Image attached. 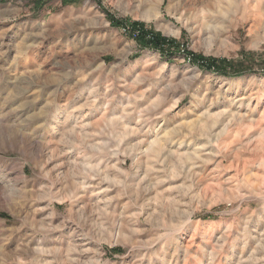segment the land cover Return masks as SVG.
<instances>
[{
	"label": "rangeland",
	"instance_id": "obj_1",
	"mask_svg": "<svg viewBox=\"0 0 264 264\" xmlns=\"http://www.w3.org/2000/svg\"><path fill=\"white\" fill-rule=\"evenodd\" d=\"M0 264H264V0H0Z\"/></svg>",
	"mask_w": 264,
	"mask_h": 264
},
{
	"label": "trees",
	"instance_id": "obj_2",
	"mask_svg": "<svg viewBox=\"0 0 264 264\" xmlns=\"http://www.w3.org/2000/svg\"><path fill=\"white\" fill-rule=\"evenodd\" d=\"M111 20L114 24L121 23V21L114 20L113 18H111ZM132 26L137 29V35H135V38L140 48H156L163 52V54L174 51L173 49L175 48L172 47L174 42L172 40H167V38L160 36L157 32L148 30L143 23H134ZM190 59L192 63H197L201 67L214 70L225 76L239 75L248 70L242 66V61L233 62L224 59L216 60L214 58L203 57L194 53H190Z\"/></svg>",
	"mask_w": 264,
	"mask_h": 264
},
{
	"label": "bare ground",
	"instance_id": "obj_3",
	"mask_svg": "<svg viewBox=\"0 0 264 264\" xmlns=\"http://www.w3.org/2000/svg\"><path fill=\"white\" fill-rule=\"evenodd\" d=\"M170 151V150H169Z\"/></svg>",
	"mask_w": 264,
	"mask_h": 264
}]
</instances>
